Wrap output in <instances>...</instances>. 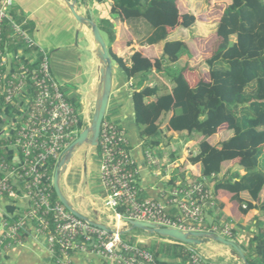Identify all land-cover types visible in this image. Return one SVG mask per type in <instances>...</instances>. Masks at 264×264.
Segmentation results:
<instances>
[{"label":"built area","instance_id":"built-area-1","mask_svg":"<svg viewBox=\"0 0 264 264\" xmlns=\"http://www.w3.org/2000/svg\"><path fill=\"white\" fill-rule=\"evenodd\" d=\"M12 6L13 0H0V110L3 116L10 107L12 114L0 133V139L7 143L0 146V264H9L10 252L29 238L45 249L51 264H73L77 253L96 255L107 264H160L141 245L128 244L118 234L90 226L53 200L55 167L51 172L49 164L55 162L56 166L77 139L82 121L53 77L48 54L24 29L26 24H18L10 16ZM5 25L11 31L8 47L3 44ZM18 45L22 48L9 50ZM6 153H11L10 160ZM98 155L105 207L123 226L137 221L183 233H213L235 241L228 225L207 227L205 209L215 205V197L204 180L171 189L166 204L178 210L173 217L160 203L142 199L139 162L124 131L105 118ZM143 164L150 169L158 166L149 148L143 150ZM187 254L189 264H217L194 250Z\"/></svg>","mask_w":264,"mask_h":264},{"label":"trees","instance_id":"trees-1","mask_svg":"<svg viewBox=\"0 0 264 264\" xmlns=\"http://www.w3.org/2000/svg\"><path fill=\"white\" fill-rule=\"evenodd\" d=\"M112 1L111 14L127 23L140 45L164 43L160 59L151 62L134 53L127 65L110 47L114 32L102 27L109 40V56L127 80L146 77L153 72L163 73L166 71L164 64L172 65L180 59L185 45L180 41H168V29L178 26L189 28L194 19L185 16L179 20L178 0ZM10 16L17 22L12 9ZM102 23L106 24L105 21ZM10 34L5 25L3 44L6 47L10 46ZM215 34L220 43L204 61L209 81H200L191 88L181 72H173L170 74L173 85L170 94L156 97V87H145L134 96L135 124L145 147L149 148L159 146L156 141L159 136L158 121L168 113H172L168 121L169 130L202 137L197 155L189 162L200 164L204 180L218 176L225 163L237 160L244 174L224 178L214 185V191L231 194L243 215L257 210L264 224V199L261 201L264 190V0H230L216 25ZM17 48L22 47L18 45L9 50L15 52ZM28 52L24 50V53ZM148 98L155 100L145 104ZM7 116H12L10 107L5 109L3 116L0 110V133L6 126ZM223 128L232 132V136L218 146H211L207 140ZM6 145L0 139V146ZM6 154L10 160L11 153ZM49 166L52 172L55 162H50ZM242 193L248 195L249 202L240 199ZM53 200L56 201L54 191ZM8 209L10 212L14 210L12 206ZM206 225L209 227L208 223ZM231 231L235 233L233 229ZM249 251L264 264V229L259 228L250 240ZM151 252L157 256L153 250Z\"/></svg>","mask_w":264,"mask_h":264},{"label":"crops","instance_id":"crops-1","mask_svg":"<svg viewBox=\"0 0 264 264\" xmlns=\"http://www.w3.org/2000/svg\"><path fill=\"white\" fill-rule=\"evenodd\" d=\"M35 1L41 2L39 7L45 6L50 2L53 3V5H58L59 14H64L63 12L66 10V14L64 15L65 19L72 22L71 20L73 17L62 0ZM188 2V0H178L177 8L179 11V20L181 21L182 17L190 16L194 19L192 26L189 28L178 26L168 29V33L170 34L168 41H180L184 43L185 52L176 63L172 65L164 64L166 70L165 72L159 74H155V72H153L146 77L138 76L135 79L127 80L118 66L113 63L112 90L105 117L108 114V120L124 131L126 138L129 141L133 156L139 162V166H144L143 150L149 147H145V141L141 139L139 130L135 124L134 96L145 87H156V97L170 94L173 87L170 80V74L173 72H181L191 88L196 87L200 81H209L207 68H202L200 70L195 69L193 67V58H190V55H193V50H197L198 48L196 45L197 39L191 37L193 45H190L191 43H189L190 39L188 37L189 34L194 33L192 31L196 29L198 21L197 17L189 13L187 7L190 4ZM82 3L83 8L87 11V15L88 10L92 11L94 21L95 19L98 21H105L107 25L109 24V27L112 26L111 28L114 32V41L111 43L110 47L113 53L118 58L122 59L127 65L130 64L129 59L134 53L141 54L144 58L150 60L151 62L161 58L164 43L151 46L140 45L139 40L132 34L127 23L124 20L117 21L114 16H111L110 11L111 6L113 5L112 0H105L104 3H96L93 0H82ZM78 8L76 6L78 13L82 15L83 13L81 11L83 8ZM24 11L28 13V16H32V14L35 13L33 10L26 8ZM220 18L221 17H219L216 25L218 24ZM27 19H24L23 23H28ZM73 30L79 31V36L81 35L82 41L86 40V32H90L89 28L79 24L76 26L74 25L73 27L68 26L66 29L67 32ZM110 30L111 29L109 28L107 31ZM213 32L215 40L220 43L219 38L215 34V28ZM210 36L211 35H209V37ZM208 39L209 38L205 36V39H203L202 42H205ZM86 42L87 45H79L78 50H85V52H88L90 55V58L87 60L89 68L86 71H83L80 67L81 64H79L74 73L70 71L65 74L62 73L58 76L61 82L64 83L63 86L61 84L60 85L65 96L69 102L75 106L80 115L83 129L88 127L91 123L97 88L99 85V63L93 54V38ZM216 48L207 56L202 57L203 63L212 55ZM56 51L59 54L63 53L62 48H58ZM186 51L189 54H187ZM51 72L55 78L52 69ZM55 80L57 81V78H55ZM154 100L155 98H148L145 99L144 103H150ZM171 116L172 113L161 116L158 121L159 136L156 138V141L159 142V146L149 148L157 157L158 166L153 169L141 167V174L138 183L141 191L140 197L142 199H150L160 203L165 207L166 212L173 217L178 214V210L176 207L166 204L167 195L171 189L177 184H192L204 179L202 178L200 164L193 165L189 162L190 158L197 155L198 145L201 142L202 137L196 134L189 136L185 133H174L169 130L168 121ZM215 136H217V134L207 140L211 146H218L221 142L225 141L223 140L220 143L216 142L215 144H212L210 140ZM231 136L232 132H230L227 139ZM91 149L93 148L87 147L88 152ZM94 155H97L98 158V170L95 177L93 176L94 178H87L89 171L88 162L85 159L81 168L82 170H79L80 172L76 183L74 182L75 177H71L72 169L75 165V163L72 162L74 159L73 156L71 163L60 180L61 189L64 191L63 195L70 201L74 209L82 216L90 220L98 221L111 229H122L124 227L123 224L115 220L105 207L104 192L99 180L100 161L98 152ZM237 163V160L231 163H225L218 176H214L210 180H204L209 184L215 197V205L207 206L205 209V215L207 213L211 216L215 222L214 225L216 224L219 226L224 224L233 229L235 231V233H233L234 242L243 251V253L244 250L250 253V240L256 235L259 228L264 229V224L262 223L263 219L260 218L259 212L257 210H250L247 214L243 215L240 212L239 204L233 200V196L231 194L222 190L214 191V185L221 182L224 178L233 177L236 174H239L240 176L244 174L243 170L237 165ZM239 197L243 201H250L246 193L240 194ZM263 199L264 190L261 194V201H263ZM2 208L3 204L0 205V215ZM132 236L135 239V244H139L146 249H152L153 252L157 254L156 257L160 264H189L187 256V252L189 250H194L203 258L217 264H240L239 261H236L228 254V250H226L225 247L215 242L203 245V247H185L170 240L160 239L157 236L148 235L143 232L133 234ZM171 251H175L176 254H172ZM72 263L107 264L108 262H105L96 255L77 253L73 255ZM9 264H51V259L42 246H40L34 239L29 238L22 246L15 247L10 252Z\"/></svg>","mask_w":264,"mask_h":264},{"label":"rangeland","instance_id":"rangeland-1","mask_svg":"<svg viewBox=\"0 0 264 264\" xmlns=\"http://www.w3.org/2000/svg\"><path fill=\"white\" fill-rule=\"evenodd\" d=\"M188 1V3L190 4L187 7L188 11L190 14L197 17L198 21L196 29L192 31L194 33L189 34L188 37L190 39V45H193L191 42V37L197 39L196 45L198 48L197 50H193V55H190V58H193V67L197 70H200L202 68H206L203 63L202 57L210 54V52L214 50L219 44V42H217V40H215L214 38L213 30L214 28L216 29L215 25L230 0ZM40 4L41 2L35 0H13V6L11 7V9L12 12L15 14L18 24H22L23 20L28 18V23H26L25 27L26 31L33 38L36 44L48 54L50 59V66L52 71L54 72V76L55 78H57L58 84H61L63 86L64 83H62L58 77L60 76V74H65L70 71L74 73L75 69L77 68V66H79V64H81L80 67L83 71H86L89 68L87 60L88 58H90V55L88 54V52L86 53L85 50L79 51L78 46H86V41L91 40L92 37L90 32H86V40L82 41L81 35L79 36L78 34V36L76 37L77 30L67 32L66 29L68 26L73 27L74 25H78L77 21L73 18L71 20L72 22L66 20L64 16L66 14V10H64V14H59L57 7L58 5H53V3L50 2L47 3V5L45 6L39 7ZM76 6L77 8L79 7L78 9L83 8L82 0H77ZM25 8L33 10L35 13L32 14V16H28V13L24 11ZM81 12L83 13L82 16H88L87 11L84 8ZM111 16L113 15L111 14ZM115 18L117 19V21L119 20L117 17ZM95 23L100 29L103 27L106 31L109 30V28L113 30L111 27H109V24L107 25L105 23H102V21H98L97 19H95ZM100 33L103 40L105 41L106 46H109V40L106 33L103 32L102 29L100 30ZM209 35L211 36L209 37ZM205 36H207V38L209 39L205 42H202V40L205 39ZM58 48H62L63 53H57L56 50ZM186 53L189 54L187 51ZM107 116L108 114L106 115L105 120H108ZM229 135L230 131L225 130V128H223L217 133V136H215L210 141L212 144H215L216 142L220 143L221 141L226 140ZM97 152L98 147H94L88 152L86 146H83L76 151V154L72 161L73 163H75V165L71 173V177H75V183L80 172L79 170L82 168L85 159L88 162L89 171V173L87 174V178L95 177V174L98 170V158L97 155L94 154ZM61 191L64 194V191L62 189ZM136 233L138 232L132 231L123 235V240L128 244H134L135 239L132 235ZM225 249L227 250V248ZM149 250L151 251L152 249ZM171 253L176 254L175 251H171ZM244 253L246 256V260H248L249 262H252L254 264H261L259 259L253 256L248 251L246 252L244 250Z\"/></svg>","mask_w":264,"mask_h":264},{"label":"water","instance_id":"water-1","mask_svg":"<svg viewBox=\"0 0 264 264\" xmlns=\"http://www.w3.org/2000/svg\"><path fill=\"white\" fill-rule=\"evenodd\" d=\"M62 1L64 2L73 19L77 21V23L90 29L94 46L93 54L95 55V58L99 63V85L97 88L94 112L90 125L84 128L79 133L77 139L63 152L61 158L55 166L52 177V185L54 194L58 202L76 218L84 220L90 226L106 231L108 233L123 236L127 233L138 230L148 235L158 236L162 239L172 240L176 243L195 247H201L208 243L215 242L227 248L228 254L236 261H239L240 264H250L249 262H247L243 251L235 242L226 240L219 235L207 232L183 233L175 229L162 228L158 225L141 223L137 221H127L128 227L124 226L122 229H109L107 226L99 223L98 221L90 220L82 216L74 209L70 201L63 195L61 191L60 180L62 175L66 172L67 167L71 163L76 151L83 146L91 148L98 147L100 128L102 121L105 118L106 109L112 90L113 62L111 57L109 56L107 46L101 36L100 30L94 21L92 11L88 10V16L84 17L80 15L76 9L77 0ZM78 34L79 31H76V37L78 36ZM141 167L142 166H140V168ZM205 217L209 226H212L215 223L211 216L207 213Z\"/></svg>","mask_w":264,"mask_h":264}]
</instances>
